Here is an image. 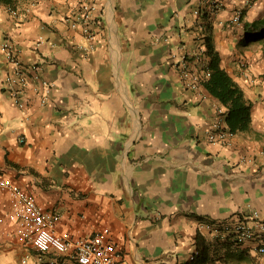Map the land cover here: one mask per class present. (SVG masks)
<instances>
[{"label":"crops","instance_id":"crops-1","mask_svg":"<svg viewBox=\"0 0 264 264\" xmlns=\"http://www.w3.org/2000/svg\"><path fill=\"white\" fill-rule=\"evenodd\" d=\"M218 1L207 18L213 46L252 102V131L237 132L231 146L207 139L216 108L227 107L206 87L204 97L187 89L170 57L206 34L205 13L194 10L211 0H97L93 41L70 25L77 0H22L17 15L0 4V45L10 40L25 65L39 66L20 106L0 47V177L61 212L62 228L76 216L82 233H104L126 264H264L252 243L201 227L252 209L264 216V49L255 25L264 0ZM236 7L242 22L229 25ZM43 81L52 85L45 104ZM9 208L0 191V216ZM25 256L38 258L0 222V264Z\"/></svg>","mask_w":264,"mask_h":264},{"label":"built area","instance_id":"built-area-1","mask_svg":"<svg viewBox=\"0 0 264 264\" xmlns=\"http://www.w3.org/2000/svg\"><path fill=\"white\" fill-rule=\"evenodd\" d=\"M77 2V9L69 17L70 25L74 29L79 27L87 39L93 41L95 38L93 27L99 16L97 0H77ZM208 4L204 7L201 4L194 13L198 16L202 13L212 15L222 6L218 0H211ZM8 9L13 15L18 14V8L8 7ZM243 14V7L234 8L227 21L228 24L239 25ZM204 37L205 34L192 46H182L181 50L170 54L184 86L203 97L205 82L211 75L208 66L210 58ZM38 43L40 44L41 41ZM0 47L10 65L6 76L7 87L14 102L22 106L21 94L29 87L30 72L38 78L39 66L25 65L19 49L8 39L3 40ZM88 47L92 48L93 45L90 44ZM43 86L41 103L45 104L49 99L52 85L43 81ZM216 110V115L207 131V139L211 143L231 146L237 132L231 131L227 125L226 111L219 106ZM19 139L21 142L25 141L23 136ZM0 191L7 193L10 198V208L0 216V222L13 226L20 243L37 252L38 258L34 264H126L119 254L118 246L108 241L104 233H82L78 228L79 217L70 219V228H62L61 212L42 207L23 185L0 177ZM201 227L212 230L214 235L226 237L235 245L252 243V250L264 254V216L256 209L221 223H202ZM84 228L89 229V226L85 225ZM194 257L195 255H192L191 259ZM20 264H28L27 256L21 258Z\"/></svg>","mask_w":264,"mask_h":264},{"label":"trees","instance_id":"trees-1","mask_svg":"<svg viewBox=\"0 0 264 264\" xmlns=\"http://www.w3.org/2000/svg\"><path fill=\"white\" fill-rule=\"evenodd\" d=\"M22 0H0V4H5L8 7L16 8ZM209 15H203L204 20V43L207 47L209 55L208 66L211 70L210 77L205 82V87L208 91L218 98L226 107L225 113L226 123L233 132L252 131L251 127V109L252 102L244 96V92L240 85L233 77L220 66V57L212 43L211 24L207 21ZM256 27H260L262 35V45L264 49V17L255 22Z\"/></svg>","mask_w":264,"mask_h":264}]
</instances>
